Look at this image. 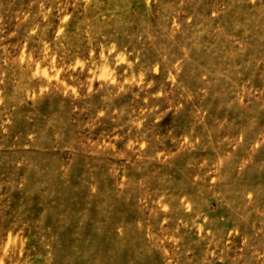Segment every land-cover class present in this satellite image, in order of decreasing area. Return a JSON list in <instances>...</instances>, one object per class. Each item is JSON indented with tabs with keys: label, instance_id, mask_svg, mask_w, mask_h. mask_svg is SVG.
I'll list each match as a JSON object with an SVG mask.
<instances>
[{
	"label": "rangeland",
	"instance_id": "1",
	"mask_svg": "<svg viewBox=\"0 0 264 264\" xmlns=\"http://www.w3.org/2000/svg\"><path fill=\"white\" fill-rule=\"evenodd\" d=\"M0 264H264V0H0Z\"/></svg>",
	"mask_w": 264,
	"mask_h": 264
}]
</instances>
